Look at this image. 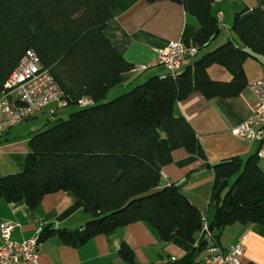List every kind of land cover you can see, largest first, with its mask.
Wrapping results in <instances>:
<instances>
[{"label":"trees","instance_id":"16d2710c","mask_svg":"<svg viewBox=\"0 0 264 264\" xmlns=\"http://www.w3.org/2000/svg\"><path fill=\"white\" fill-rule=\"evenodd\" d=\"M174 1L199 24L185 44L196 46V54L205 51L173 75L151 76L106 99L122 73L133 68L104 33L115 0H0V90L32 49L70 107L67 117L32 131L24 168L0 176V199L24 200L34 208L46 193L70 190L90 214L80 229L43 228L38 241L53 234L76 247L136 221L149 224L163 241L178 237L194 243L202 230V213L181 187L161 185L173 150L184 148L206 159L190 123L174 114V104L194 91L207 99L240 94L247 86L245 59H256L264 68V7L235 13L230 29L237 41L208 48L219 30L214 0ZM212 64L225 67L231 79H211L207 68ZM83 97L94 103L78 107ZM7 130L0 143L9 139ZM206 166L213 174L214 212L207 230L214 241L226 225L264 223V170L257 153ZM202 244L181 258H169L168 264H193ZM120 255L133 259L126 246Z\"/></svg>","mask_w":264,"mask_h":264},{"label":"crops","instance_id":"0c3cea01","mask_svg":"<svg viewBox=\"0 0 264 264\" xmlns=\"http://www.w3.org/2000/svg\"><path fill=\"white\" fill-rule=\"evenodd\" d=\"M254 6L264 7V0H214L212 10L215 15L220 13L221 17L218 34L208 48L226 39L237 41L230 29L233 16L244 8L251 9ZM110 11L111 18L104 33L122 57L132 63L133 68L122 73L120 84L110 89L106 99L129 90L151 76L168 74L157 60L159 49L170 41L185 42L199 27L196 18L174 0H115ZM203 51H200L199 56ZM194 58L196 56L191 57L189 62ZM243 70L247 86L236 97L207 99L194 91L186 99L174 104V114L190 123L206 159L202 160L184 148L173 150L171 161L162 168L161 185L178 184L199 208L204 223L202 230L207 232L205 243L199 241L202 230L194 243L178 237L163 241L149 224L136 221L108 234L93 236L76 247L49 234L37 243L38 264H168L169 258H181L192 248H197L198 244L204 243L197 249L193 263L201 264L209 252L226 250L236 242L242 245L239 264H264V223L226 225L217 241L211 238L207 230L214 207L210 197L213 174L206 164L234 156L244 160L249 154L256 153L258 147L256 142L238 137L231 131L252 111L256 97L250 85L264 76L263 66L250 57L243 62ZM207 73L214 80L231 79L230 73L219 64L210 65ZM50 111L49 107L46 112L51 117L55 116V111ZM15 126L7 128L5 135L9 139L0 143V176L24 168L27 140L35 128L31 126L24 130L23 126ZM259 163L264 170V158H259ZM89 218L90 214L82 209L80 198L70 190L46 193L34 208L29 207L24 200L6 202L0 199V224L11 223L13 228L10 236L17 241L26 240L45 227L71 231L80 229ZM122 246L131 250V262L120 255Z\"/></svg>","mask_w":264,"mask_h":264},{"label":"built area","instance_id":"2783aa9c","mask_svg":"<svg viewBox=\"0 0 264 264\" xmlns=\"http://www.w3.org/2000/svg\"><path fill=\"white\" fill-rule=\"evenodd\" d=\"M220 20V13L216 15ZM197 52L194 45L182 41H170L159 49L157 60L168 71L175 74ZM250 88L256 97L250 114L231 131L243 139L258 144L257 156L264 158V76L251 83ZM94 101L88 97L77 101L78 107L90 106ZM50 104L55 108L66 107L63 92L50 73L41 68L39 59L32 49H27L15 68L10 72L0 90V134L7 128L24 122L43 111ZM51 109V113L54 109ZM13 225L0 224V264H38V235L17 241L11 238ZM213 250V249H212ZM242 245L236 242L223 251L209 252L201 264H239Z\"/></svg>","mask_w":264,"mask_h":264},{"label":"rangeland","instance_id":"374dc122","mask_svg":"<svg viewBox=\"0 0 264 264\" xmlns=\"http://www.w3.org/2000/svg\"><path fill=\"white\" fill-rule=\"evenodd\" d=\"M200 54V51L195 55L196 57H198ZM49 107L55 108L54 104H50L47 108V110L49 109ZM72 109V108H71ZM46 110V111H47ZM39 112L36 114L35 118H32L30 120H26V122L24 121V123L20 126H23L24 130H28L31 126H33L35 128V130H41L43 128H46L48 126H51L52 124L55 123V120L57 118H65L67 117L69 111H70V107H63V108H55V116L51 117V114H49L48 112ZM19 126V125H16ZM15 126V127H16ZM19 126V127H20ZM14 127V129H15Z\"/></svg>","mask_w":264,"mask_h":264},{"label":"water","instance_id":"95a60500","mask_svg":"<svg viewBox=\"0 0 264 264\" xmlns=\"http://www.w3.org/2000/svg\"><path fill=\"white\" fill-rule=\"evenodd\" d=\"M207 238V232L206 230H202L199 236V241L200 242H204Z\"/></svg>","mask_w":264,"mask_h":264}]
</instances>
